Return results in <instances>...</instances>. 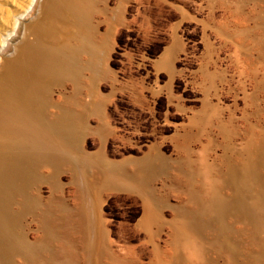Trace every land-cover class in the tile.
<instances>
[{
  "label": "rangeland",
  "instance_id": "374dc122",
  "mask_svg": "<svg viewBox=\"0 0 264 264\" xmlns=\"http://www.w3.org/2000/svg\"><path fill=\"white\" fill-rule=\"evenodd\" d=\"M44 1L0 0V264H264V0Z\"/></svg>",
  "mask_w": 264,
  "mask_h": 264
},
{
  "label": "bare ground",
  "instance_id": "6f19581e",
  "mask_svg": "<svg viewBox=\"0 0 264 264\" xmlns=\"http://www.w3.org/2000/svg\"><path fill=\"white\" fill-rule=\"evenodd\" d=\"M94 0H46L41 4V12H48V11H53L57 10L59 12L61 11H69L76 19L82 20L86 14L87 8L90 7ZM31 53L32 51L28 52V54ZM143 158V159H142ZM149 158V157H148ZM148 158L141 157L137 160L134 161L133 165L135 167V172H142V171H149L150 166L148 163ZM110 168L112 171H119V172H128V165L120 164V163H112L109 164ZM154 168V167H153ZM156 169V168H155ZM144 174V173H143ZM146 174V173H145ZM143 176V175H142ZM140 177V175H139ZM142 179V178H141ZM148 187L145 189L142 185L135 184L134 189L140 193L142 199H143V210H148V209H159L158 205H154L152 203V193L154 188L156 187L155 184L150 185V180H148ZM143 182V181H142Z\"/></svg>",
  "mask_w": 264,
  "mask_h": 264
},
{
  "label": "water",
  "instance_id": "95a60500",
  "mask_svg": "<svg viewBox=\"0 0 264 264\" xmlns=\"http://www.w3.org/2000/svg\"><path fill=\"white\" fill-rule=\"evenodd\" d=\"M98 152L99 154H101L104 159L112 164V163H120V164H123L125 162H128V161H135L137 159H139L140 157L144 156V153H140L138 155H126V156H123V157H117V158H111V157H108L105 155L103 149H102V145L100 144L99 148H98Z\"/></svg>",
  "mask_w": 264,
  "mask_h": 264
}]
</instances>
